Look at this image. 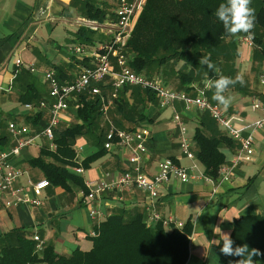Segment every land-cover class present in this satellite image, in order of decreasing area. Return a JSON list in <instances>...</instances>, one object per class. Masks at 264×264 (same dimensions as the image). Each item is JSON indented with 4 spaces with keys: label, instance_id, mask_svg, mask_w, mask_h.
<instances>
[{
    "label": "crops",
    "instance_id": "0c3cea01",
    "mask_svg": "<svg viewBox=\"0 0 264 264\" xmlns=\"http://www.w3.org/2000/svg\"><path fill=\"white\" fill-rule=\"evenodd\" d=\"M108 1L0 0V138L7 137L0 141V151L10 150L17 143V138L8 130L10 121L30 128L31 135L36 136L34 142L11 160L22 171L14 187L24 188L27 197L41 201L40 205L16 204L10 191L0 190V236L14 228H26L29 237L38 235L44 245L51 244L57 253L68 255L77 248L83 251L92 248L91 232L97 224L90 215L92 207L96 206L99 210L101 220L119 208L141 212L146 220L155 211L162 220L173 219L181 223V227L191 222L193 230L186 264L229 263L234 256H225L220 252L222 234L216 233V228L231 237L235 221L240 217L264 216V128L254 133L255 153L238 166H233L232 160L240 148V140L229 136L227 128L218 124L208 112L187 106L183 99H175L171 105L162 107L155 92L152 91L155 96H150L146 92L149 89L129 86L119 91V96L125 100L124 107L117 106L114 101L108 112L103 113L101 120L107 134L113 126L142 132L145 151L140 152V164L148 176L152 177L160 163L169 159L185 167L193 177L181 180L172 176L162 185L160 195L154 201L146 192L127 186L105 191L92 202L86 197L87 181L111 182L124 172L132 171L136 165L133 160L137 154L136 143L122 147L114 142L110 148L104 145L101 155L83 166L82 161L100 152L102 147L92 136H82L74 146L78 165L67 167L77 181L68 182L67 188L50 184L41 191H36L31 185L46 177L40 167L30 161L38 158L42 149L53 150L50 141L40 134L51 119L50 106L54 101L49 95L48 82L43 80L44 72L52 69L58 77L63 76L60 80H71L82 65L94 64L91 54L99 45L109 42L112 35L108 29L92 30L102 41H98L95 35L96 40L81 43L77 39V31L85 27L83 19L96 20L86 16V6L93 4L105 9ZM107 17L112 19L110 14ZM107 17L96 21L105 26ZM261 45L264 47V38ZM76 46H82L84 53L75 54ZM237 47L238 56L227 76L235 78L238 74L242 75L244 83L230 86L224 95L231 96V104L227 109L221 106L227 111L230 121L243 130V135H247L252 124L263 116L262 110L252 111L251 103L256 98L264 104V85L260 80L264 74V51L258 45L250 46L243 42H238ZM17 59H21L23 64L18 66ZM112 64L117 70L115 59H112ZM30 66L35 68L34 72ZM169 69L162 67L149 76L157 77L169 88L191 97L197 95L199 89H205L203 81L206 78L211 79L204 73L183 87L177 75H172ZM113 81L114 77L109 75L105 79L106 84H101L106 93L113 90ZM27 93L28 97L37 95L39 98L31 103L46 100L48 107L41 114L28 111L23 102ZM213 93L214 89L205 90L206 98L219 104L213 99ZM76 113L73 99L69 109L62 113L56 130L76 122ZM175 113L182 116L189 128L194 158H189L181 150V131L174 120ZM198 127L208 136L228 138L220 145L226 156L223 166L228 170L220 172L217 179L206 175L205 166L196 156L198 147L194 135ZM45 159L51 161L48 157ZM78 167L84 169L83 174L76 172ZM217 240H220L219 245ZM255 258L264 264V257L258 255Z\"/></svg>",
    "mask_w": 264,
    "mask_h": 264
},
{
    "label": "trees",
    "instance_id": "16d2710c",
    "mask_svg": "<svg viewBox=\"0 0 264 264\" xmlns=\"http://www.w3.org/2000/svg\"><path fill=\"white\" fill-rule=\"evenodd\" d=\"M110 1L108 4L111 5ZM118 1L115 9H110L113 11L112 18L116 17ZM224 2L226 0H146L134 19L127 40L129 65L148 75L167 66L172 75H177L180 86L184 87L204 73L212 80L218 78L214 70L199 64L202 57L210 56L221 74L227 76L238 56V38L236 40V37L228 35L215 15L218 6ZM251 6L255 9L256 17L253 42L264 51L261 45L264 38V0H252ZM85 14L88 18L103 21L110 13L108 6L104 9L91 4L86 6ZM243 35L246 34H240ZM77 37L81 43L96 39L102 41L98 34L95 39V32L86 27L78 29ZM146 92L155 96L150 90ZM28 93L23 102L39 100L37 95L28 97ZM74 101L77 121L56 130L55 149H42L40 156L30 161L40 167L51 185L63 188L68 187V182L78 180L67 169L68 166L78 165L74 148L77 139L92 136L102 147L100 152L83 160V166L101 155L107 141V132L101 120L103 111L100 97L85 90L76 94ZM114 101L117 106L124 107L125 100L121 96ZM5 139L7 137L3 136L0 141ZM194 139L198 147L196 156L205 166L206 175L217 179L226 161L220 145L228 138L208 136L198 127ZM46 157L51 161H47ZM84 190L87 191L86 186ZM94 230L97 234L92 236L93 246L90 250L77 248L65 255L57 253L51 244L44 245L43 250L38 252L37 242L27 235L26 228H14L0 236V264H186L193 227L189 221L181 228H167L163 221L149 224L143 213L119 208L96 224ZM231 238L234 247L246 244L250 250H259L260 256L264 257V216L240 217L235 221ZM239 259L234 256L231 264H236ZM253 261L254 264H263L255 256Z\"/></svg>",
    "mask_w": 264,
    "mask_h": 264
},
{
    "label": "built area",
    "instance_id": "2783aa9c",
    "mask_svg": "<svg viewBox=\"0 0 264 264\" xmlns=\"http://www.w3.org/2000/svg\"><path fill=\"white\" fill-rule=\"evenodd\" d=\"M146 0H119L116 10L115 21L103 24L96 20H84L83 25L90 30H109L112 35L109 42L103 43L98 46L91 56L94 59L93 65H82L79 71L71 80H60L55 70L49 69L44 72L43 80L48 82L50 86L49 95L53 98V103L50 106L51 119L48 125L41 131V135L45 136L51 143V148L55 149L54 144L55 130L61 120L63 112L67 111L70 107L71 101L75 98V95L85 90H90L93 95L100 97L102 103V111L106 114L110 105L119 96V91L129 86H141L149 89L157 94L159 103L162 107H167L175 99H183L187 106L199 110L208 112L216 122L228 130L229 136L240 140V148L234 156L232 163L233 166H238L243 161L247 160L255 153L254 146V133L264 128V104L259 99H254L251 103L252 111L262 110L263 116L256 120L252 126L251 131L247 135H243V130L237 128L229 119L227 111L220 105L211 102L205 96V89L200 90L197 95L191 97L185 94V92L175 91L168 86L164 85L160 79L154 76H149L146 73L138 72L129 65L130 56L127 53V40L131 34V30L134 25V19L136 15L143 9ZM105 27V28H104ZM240 42L246 43L250 46L254 45L253 38L248 39L247 35H243L239 39ZM75 54L84 53L82 46L74 47ZM112 59L116 60L118 69L115 70L112 64ZM18 66L22 65L21 59L16 60ZM32 72L35 71L33 66H30ZM112 75L114 77L113 90L110 93H105L102 88V83L105 85V79L107 76ZM261 82L264 85V74L260 77ZM48 103L46 100H41L37 103H26L25 108L34 113H41ZM175 122L179 125L181 136L180 144L182 152L189 158H194V153L191 149L192 138L189 135V128L184 123L182 116L179 113L174 115ZM8 130L17 138V143L10 150L0 151V173H2V179L0 180V190L10 191L15 197V203H32L40 205L41 201L38 198H29L25 195L24 188L14 187V182L22 171L15 167L11 160L13 157L20 155L21 150L32 144L36 136L31 135L30 128L26 125H20L15 121L8 123ZM116 142L119 146H130L132 143H136V152L133 160L136 162L132 171L124 172L117 180L108 182L106 180H88L87 187L88 192L86 197L94 202L105 191H116L122 187L134 186L137 189L146 192L152 201L157 199L160 195V188L167 183L172 176L180 178L181 180H187L190 175L185 167L176 164L172 160H164L160 163L157 172L152 176H148L142 171L141 168V155L140 152L145 151L144 135L140 130H123L117 129L114 126L110 128L107 134L106 148H110L111 145ZM227 167L222 166L221 173H226ZM76 172L83 174L84 169L82 167L76 168ZM36 191H41L48 186L50 182L44 178L35 183H32ZM90 215L96 223L99 224L102 220L99 218L100 212L96 206L91 208ZM159 221H163V224L167 228L172 226L181 228L182 224L176 222L173 219L162 220L159 213L152 211L147 219L149 224H153ZM97 233L95 230L91 232L92 236ZM36 242V250L41 252L44 248V244L38 235L32 237Z\"/></svg>",
    "mask_w": 264,
    "mask_h": 264
},
{
    "label": "clouds",
    "instance_id": "9594fccd",
    "mask_svg": "<svg viewBox=\"0 0 264 264\" xmlns=\"http://www.w3.org/2000/svg\"><path fill=\"white\" fill-rule=\"evenodd\" d=\"M252 0H226L221 3L215 15L222 22L224 31L232 36L239 38L240 34H246L248 39L253 38V29L255 27V9L251 6ZM199 64L206 65L208 69L214 70L218 76L217 79H205L203 81L205 88L214 89L213 99L222 105L225 109L231 104V96H225L224 93L230 86L240 83L243 85L242 75H237L235 78L221 74V70L216 67L210 60V56H204L200 59ZM216 233L222 234L221 240L223 245L220 252L225 256L240 257L236 264H254L253 256L261 255L257 249H249L248 245L234 247V241L227 233H221L219 227L216 228ZM220 244V240L216 241ZM231 264V262H230Z\"/></svg>",
    "mask_w": 264,
    "mask_h": 264
},
{
    "label": "rangeland",
    "instance_id": "374dc122",
    "mask_svg": "<svg viewBox=\"0 0 264 264\" xmlns=\"http://www.w3.org/2000/svg\"><path fill=\"white\" fill-rule=\"evenodd\" d=\"M110 2H111V5L108 4V6H109L108 9H112V10L115 9V7L117 6L116 0H111ZM112 10L109 11L110 15H111L112 12H113ZM109 18H110V17H107V20H109ZM113 21H115V18H112V19L109 20V22H113ZM95 35H97V33H96ZM240 37H241V36H240ZM240 37L238 38V42H240V41H239ZM171 77H172V76H171ZM73 123H74V122H73ZM71 124H72V123H71ZM62 126H63V125H62Z\"/></svg>",
    "mask_w": 264,
    "mask_h": 264
}]
</instances>
